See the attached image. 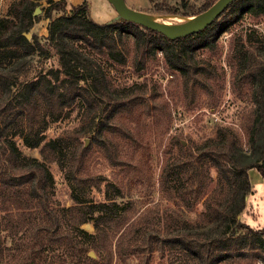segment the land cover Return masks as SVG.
<instances>
[{"label":"trees","instance_id":"16d2710c","mask_svg":"<svg viewBox=\"0 0 264 264\" xmlns=\"http://www.w3.org/2000/svg\"><path fill=\"white\" fill-rule=\"evenodd\" d=\"M41 1L16 0L0 18V264H46L47 258L48 264H66L69 256L73 264H128L131 258L150 264L154 254L169 264H264V227L240 218L252 193L248 171L264 177V33L261 39L254 30L234 35L226 52L231 88L247 89L251 102L244 129L249 153L233 125L217 124L213 136L193 145L179 143L178 154H167L161 165L158 186L167 200L189 212L202 204L195 221L168 215L156 229L140 230L128 216L132 203L123 200L141 180L137 167L143 147L129 113L143 116L145 99L132 89L135 83L115 88L110 79L112 70L127 66L130 41L134 67L144 68L161 55L186 94H207L222 67L202 54H218V40L228 26L264 17V0H232L207 27L174 39L125 19L97 23L86 0L69 10L66 0H45L47 36L27 39ZM217 1L195 8L191 0H148L161 13L182 16L206 12ZM220 17L229 19L226 26H219ZM74 106L87 111L95 129L94 146L79 142L89 131L75 136L78 144L67 162L71 188L84 190L94 180L88 171L93 152L122 174L105 183L101 201H88L85 191L71 193L72 205L61 211L73 215L77 234L64 229L54 201L48 163L59 158L56 142L45 135L46 123ZM17 140L27 149H40L42 159L26 156ZM86 223H92L94 234L79 229ZM110 230H115L112 240ZM80 235L90 240L95 258L85 243L76 242Z\"/></svg>","mask_w":264,"mask_h":264},{"label":"rangeland","instance_id":"374dc122","mask_svg":"<svg viewBox=\"0 0 264 264\" xmlns=\"http://www.w3.org/2000/svg\"><path fill=\"white\" fill-rule=\"evenodd\" d=\"M15 1L0 0V18L7 15L9 7ZM66 1L67 10H69L72 5H77L83 0ZM86 1L89 4L90 16L95 22L102 24L120 20L119 14L107 0ZM122 1L131 11L141 14L154 17L179 15L161 13L157 11L159 7L150 4L148 0ZM191 1L195 8H200L208 3V0ZM168 2L176 4L177 0H168ZM37 7L41 13L36 16L38 20L34 22L29 33L42 38L47 36L48 20L44 17V11L48 4L43 0ZM180 11L184 10L181 9ZM55 15L56 13H53V16ZM228 20L220 17L217 22L220 27H223L226 26ZM251 30H254L256 37L261 39V35L264 33V17H245L241 22L228 26L218 40V54L206 51L202 54L205 61H209L212 66L218 67L219 64L222 69L218 70L217 79L213 82L214 89L207 94L197 93V95H193L189 91L186 94L181 78L167 68L161 55L148 61L144 68L134 67L132 65V44L130 41L127 42L129 49L127 66L112 70L110 79L115 88L131 87L135 83L136 86L132 89L144 95L145 99L141 106V110L145 112L143 116L132 117L129 113L131 116L129 122L138 129L139 135L143 139V147L138 152L140 164L137 167V170L140 171L141 180L131 188L130 194L128 193L129 198L126 197L123 200V203L128 201L132 203L127 208L130 209L128 216L134 220L136 229H156L162 225L168 215L175 218L181 215L184 220L195 221L203 211L201 203H198L193 211H186L173 201L167 200L166 195L159 189L158 175L161 165L167 154L173 157L178 154L179 143L185 146L199 143L214 135L217 124H228L233 125V128L240 132L245 153H249L244 129L247 125L251 102L246 94L247 89L235 92L231 88V74L226 66V52L234 35L244 31V33H248ZM207 105L212 106L209 108ZM147 106L150 107L149 114H147ZM102 114L103 108L97 112V116ZM97 121L98 118L94 123ZM94 127L91 116H88L87 111L79 106L65 110L58 120L47 122L45 125L46 140L56 142L59 158V162L48 163L54 178V201L59 207L60 214L62 213V217H64V229L75 234L78 232L71 224L73 215L61 211L63 207L72 205L71 193H84L85 191V198L88 201H101L104 197L105 183L116 182L122 177V174L113 169L101 154L93 152L88 171L94 180L84 190L71 188L68 182L69 170H67V165L69 164L67 162L75 145L78 144L75 142V136L80 131H89L86 136L79 139V142L87 143L86 147L94 146ZM20 143V140H17V144L26 156L42 159L40 149L30 150L21 146ZM50 155L52 156V154ZM214 173L212 171L213 175ZM248 175L252 193L246 198L245 213L240 218L252 227L261 228L264 227V177L257 170L248 171ZM122 183L126 184L127 179L124 178ZM79 229H83L89 234L95 233L92 223L83 224ZM113 233L115 230L109 231L110 240L113 238ZM77 241L85 243L88 248V255L90 252L96 255L94 249L89 246L90 240L87 237L80 235L76 239ZM7 243L10 242L7 241ZM48 262L47 258L45 263L48 264ZM66 264H73L71 256H69ZM128 264H137V259L131 258ZM150 264H169V262L167 259H161L157 254H154Z\"/></svg>","mask_w":264,"mask_h":264},{"label":"water","instance_id":"95a60500","mask_svg":"<svg viewBox=\"0 0 264 264\" xmlns=\"http://www.w3.org/2000/svg\"><path fill=\"white\" fill-rule=\"evenodd\" d=\"M232 0H218L211 8H209L208 10L212 9L210 15L208 16V18L201 23L200 25L191 28L187 31H183L174 35L169 34L168 32V27H166L165 25H163L162 23L147 19V18H143V17H139L136 16L131 9H129L124 2L121 0V4H118L115 0H107V2L115 9V11L119 14V18L120 19H125L127 21H131L133 23H136L138 25H141L145 28H148L150 30L156 31L158 33H161L169 38H178V37H184L187 36L189 34L195 33L197 31H200L202 29H204L205 27H207L209 24H211L214 19L220 15L227 7L228 5L231 3ZM207 10V11H208ZM41 13V10L37 7L33 13V16L36 17ZM204 13V12H203ZM202 14V13H201ZM25 37L27 39H29L31 37V34L25 33L24 34ZM87 145V143L85 144ZM89 256L91 258H94L95 255L93 252L89 253Z\"/></svg>","mask_w":264,"mask_h":264},{"label":"bare ground","instance_id":"6f19581e","mask_svg":"<svg viewBox=\"0 0 264 264\" xmlns=\"http://www.w3.org/2000/svg\"><path fill=\"white\" fill-rule=\"evenodd\" d=\"M118 4H121V0H115ZM212 9L197 15H191V16H181V15H165V16H159L154 17L151 15L141 14L138 12L132 11L136 16L147 18L159 23H162L166 27H168V32L171 35L187 31L191 28H194L201 23H203L208 16L210 15Z\"/></svg>","mask_w":264,"mask_h":264}]
</instances>
